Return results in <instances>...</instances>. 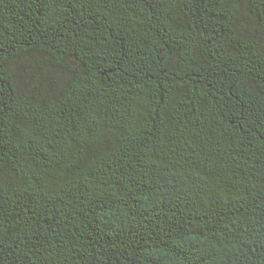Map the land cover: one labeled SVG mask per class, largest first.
Listing matches in <instances>:
<instances>
[{"label": "trees", "instance_id": "trees-1", "mask_svg": "<svg viewBox=\"0 0 264 264\" xmlns=\"http://www.w3.org/2000/svg\"><path fill=\"white\" fill-rule=\"evenodd\" d=\"M0 264H264V0H0Z\"/></svg>", "mask_w": 264, "mask_h": 264}]
</instances>
